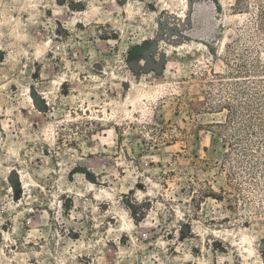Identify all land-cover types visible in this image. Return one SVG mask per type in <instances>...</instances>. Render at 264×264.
Wrapping results in <instances>:
<instances>
[{"label": "rangeland", "instance_id": "374dc122", "mask_svg": "<svg viewBox=\"0 0 264 264\" xmlns=\"http://www.w3.org/2000/svg\"><path fill=\"white\" fill-rule=\"evenodd\" d=\"M0 264H264V0H0Z\"/></svg>", "mask_w": 264, "mask_h": 264}, {"label": "trees", "instance_id": "16d2710c", "mask_svg": "<svg viewBox=\"0 0 264 264\" xmlns=\"http://www.w3.org/2000/svg\"><path fill=\"white\" fill-rule=\"evenodd\" d=\"M209 197H211V196H209Z\"/></svg>", "mask_w": 264, "mask_h": 264}]
</instances>
